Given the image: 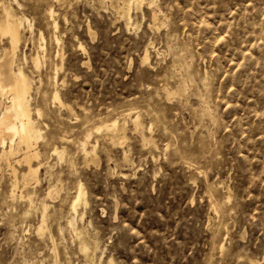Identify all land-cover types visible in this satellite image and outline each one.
I'll return each instance as SVG.
<instances>
[{
  "label": "rangeland",
  "instance_id": "obj_1",
  "mask_svg": "<svg viewBox=\"0 0 264 264\" xmlns=\"http://www.w3.org/2000/svg\"><path fill=\"white\" fill-rule=\"evenodd\" d=\"M2 3L42 138L27 186L0 144V264H264V0Z\"/></svg>",
  "mask_w": 264,
  "mask_h": 264
},
{
  "label": "bare ground",
  "instance_id": "obj_2",
  "mask_svg": "<svg viewBox=\"0 0 264 264\" xmlns=\"http://www.w3.org/2000/svg\"><path fill=\"white\" fill-rule=\"evenodd\" d=\"M132 1H134L135 3L136 0H132ZM137 2L140 3V1ZM0 6L2 7V15H0V33L3 36L7 37L10 44V48L8 50H4L0 58V100L3 97H6L8 99V104L4 106L2 112L0 113V144L4 147L2 148L3 149L2 158L10 160L18 156L21 157V158L19 157L20 159L17 160V163L20 164L24 163L28 167L26 173L22 175V182L24 183L25 186H27L30 185L32 182L37 183L39 180L38 173L41 167L38 165H37L38 167H35L36 165L35 166L33 165V161H35V159H37L40 156V152L37 148V144L39 140L42 138V133H41V129L38 127L37 122L33 116L34 110L32 109L30 104V101L32 99V92H33L32 90L34 88L33 81L26 75L23 68L20 67L18 68L17 71H15L13 68L15 63L17 62L18 51L22 42L23 26H24L23 21L21 18L17 16V14L13 13L11 7L6 6L4 3H2ZM138 6L140 5L138 4ZM34 59H35L34 61L35 66L38 67L40 61L38 58H34ZM54 97H55L54 99L58 100L61 103L60 96L58 93ZM138 121H139L138 117L135 118V122L137 124L140 123V122L138 123ZM137 124L135 125L136 127ZM116 126H117L116 124H113L112 126L113 128L111 129L114 131L116 129ZM107 131L108 129L106 128V133ZM8 142H10V144L6 148ZM90 146L91 145L89 144V147ZM83 151L82 153L83 155H85ZM86 151L87 149L85 148V153H87L86 155H88V152ZM89 151L92 152L91 149ZM55 152L59 153L60 155L59 158L61 159L62 153L58 152L57 149L55 150ZM20 153L22 154V156L19 155ZM13 172L16 175L15 177L16 185L14 186H17V171L15 168H13ZM52 194L53 191L51 190L48 193V196H53ZM85 196H86L85 189L82 185H80L78 187L77 194L72 202L73 213L72 212L71 213L73 214V217L71 216L72 219L69 221V227H70L69 230L71 229V231L74 232L75 235L79 238L80 250L83 252V254L89 255L92 249L91 247L92 245L84 239L82 232H79L76 227V223H77L76 218L78 216L79 206L82 203H86ZM47 209L48 206L45 204L43 211V220L38 228L40 233L46 232ZM108 264H113V262L110 261Z\"/></svg>",
  "mask_w": 264,
  "mask_h": 264
}]
</instances>
